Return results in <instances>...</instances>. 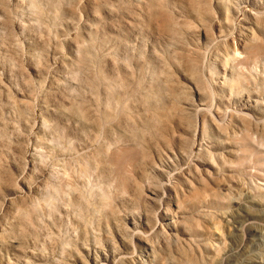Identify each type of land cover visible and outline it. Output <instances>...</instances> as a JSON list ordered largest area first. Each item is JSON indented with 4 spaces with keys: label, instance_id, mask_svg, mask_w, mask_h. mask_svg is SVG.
I'll return each mask as SVG.
<instances>
[{
    "label": "rangeland",
    "instance_id": "374dc122",
    "mask_svg": "<svg viewBox=\"0 0 264 264\" xmlns=\"http://www.w3.org/2000/svg\"><path fill=\"white\" fill-rule=\"evenodd\" d=\"M264 264V0H0V264Z\"/></svg>",
    "mask_w": 264,
    "mask_h": 264
},
{
    "label": "bare ground",
    "instance_id": "6f19581e",
    "mask_svg": "<svg viewBox=\"0 0 264 264\" xmlns=\"http://www.w3.org/2000/svg\"><path fill=\"white\" fill-rule=\"evenodd\" d=\"M96 264H100V262H96Z\"/></svg>",
    "mask_w": 264,
    "mask_h": 264
}]
</instances>
